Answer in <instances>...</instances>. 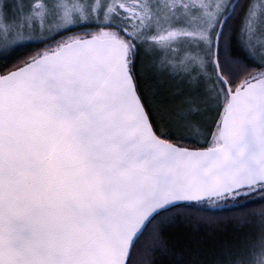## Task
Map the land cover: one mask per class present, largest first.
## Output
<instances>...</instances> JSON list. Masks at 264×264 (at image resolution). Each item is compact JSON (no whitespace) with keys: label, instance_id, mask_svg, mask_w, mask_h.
Wrapping results in <instances>:
<instances>
[{"label":"snow or ice","instance_id":"6c2138e0","mask_svg":"<svg viewBox=\"0 0 264 264\" xmlns=\"http://www.w3.org/2000/svg\"><path fill=\"white\" fill-rule=\"evenodd\" d=\"M0 264H264V0H0Z\"/></svg>","mask_w":264,"mask_h":264}]
</instances>
